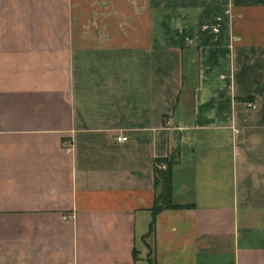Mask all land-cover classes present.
<instances>
[{
  "label": "crops",
  "instance_id": "crops-1",
  "mask_svg": "<svg viewBox=\"0 0 264 264\" xmlns=\"http://www.w3.org/2000/svg\"><path fill=\"white\" fill-rule=\"evenodd\" d=\"M0 264H264V0H0Z\"/></svg>",
  "mask_w": 264,
  "mask_h": 264
},
{
  "label": "trees",
  "instance_id": "trees-1",
  "mask_svg": "<svg viewBox=\"0 0 264 264\" xmlns=\"http://www.w3.org/2000/svg\"><path fill=\"white\" fill-rule=\"evenodd\" d=\"M177 161L178 155L176 154L156 161L155 188L157 195L154 207L152 208L153 219L150 224L149 235L154 232L156 216L161 211L166 209H185L191 207V205L176 204L173 201V168Z\"/></svg>",
  "mask_w": 264,
  "mask_h": 264
},
{
  "label": "built area",
  "instance_id": "built-area-1",
  "mask_svg": "<svg viewBox=\"0 0 264 264\" xmlns=\"http://www.w3.org/2000/svg\"><path fill=\"white\" fill-rule=\"evenodd\" d=\"M247 105H248L249 107H251V108H256V104H254L253 102H248ZM116 140H117L118 142H125V141L128 140V137L125 136V135H118V136L116 137ZM71 150H72V144L69 143V144L67 145V151L69 152V151H71ZM162 167H165V166H162Z\"/></svg>",
  "mask_w": 264,
  "mask_h": 264
}]
</instances>
